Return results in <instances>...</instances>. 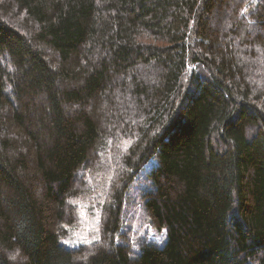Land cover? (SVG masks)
Masks as SVG:
<instances>
[{
  "label": "trees",
  "instance_id": "1",
  "mask_svg": "<svg viewBox=\"0 0 264 264\" xmlns=\"http://www.w3.org/2000/svg\"><path fill=\"white\" fill-rule=\"evenodd\" d=\"M0 264H264V0H0Z\"/></svg>",
  "mask_w": 264,
  "mask_h": 264
},
{
  "label": "rangeland",
  "instance_id": "2",
  "mask_svg": "<svg viewBox=\"0 0 264 264\" xmlns=\"http://www.w3.org/2000/svg\"><path fill=\"white\" fill-rule=\"evenodd\" d=\"M103 156V154L101 153ZM98 169L107 170V167H103L100 165ZM96 191L95 193H97ZM85 196V194H84ZM96 200L90 198L89 196H85V198L78 199L76 201V207L78 213L77 223L70 227L71 234L68 239L65 241L71 245H79L82 242L94 241L98 238V226L100 224L102 207L95 203ZM136 211L130 207L124 208V221L126 226H130L134 228V231L139 233V235H144L149 231L148 236L150 238L154 237L152 233V229L148 227V224L144 220V214L142 210L138 211L136 216V220L132 223V216ZM159 239L162 237L157 236Z\"/></svg>",
  "mask_w": 264,
  "mask_h": 264
},
{
  "label": "snow or ice",
  "instance_id": "3",
  "mask_svg": "<svg viewBox=\"0 0 264 264\" xmlns=\"http://www.w3.org/2000/svg\"><path fill=\"white\" fill-rule=\"evenodd\" d=\"M157 239L159 240V237H157Z\"/></svg>",
  "mask_w": 264,
  "mask_h": 264
}]
</instances>
